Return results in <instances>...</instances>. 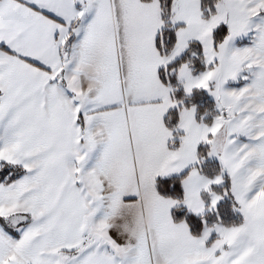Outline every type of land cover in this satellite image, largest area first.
Returning <instances> with one entry per match:
<instances>
[{
  "label": "snow or ice",
  "instance_id": "obj_1",
  "mask_svg": "<svg viewBox=\"0 0 264 264\" xmlns=\"http://www.w3.org/2000/svg\"><path fill=\"white\" fill-rule=\"evenodd\" d=\"M0 264H264V0H0Z\"/></svg>",
  "mask_w": 264,
  "mask_h": 264
},
{
  "label": "trees",
  "instance_id": "obj_2",
  "mask_svg": "<svg viewBox=\"0 0 264 264\" xmlns=\"http://www.w3.org/2000/svg\"><path fill=\"white\" fill-rule=\"evenodd\" d=\"M177 95H180V93L178 92ZM188 102L196 103L201 111L204 108H207L209 112L213 110V100L203 90H194L192 96L185 98V103ZM205 168L210 170V164H206Z\"/></svg>",
  "mask_w": 264,
  "mask_h": 264
},
{
  "label": "rangeland",
  "instance_id": "obj_3",
  "mask_svg": "<svg viewBox=\"0 0 264 264\" xmlns=\"http://www.w3.org/2000/svg\"><path fill=\"white\" fill-rule=\"evenodd\" d=\"M211 100H212V98L211 97H209Z\"/></svg>",
  "mask_w": 264,
  "mask_h": 264
}]
</instances>
